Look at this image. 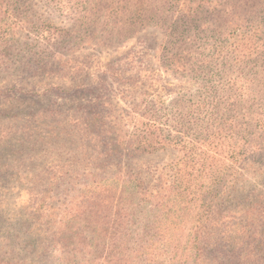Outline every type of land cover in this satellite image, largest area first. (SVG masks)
Masks as SVG:
<instances>
[{"label":"trees","instance_id":"1","mask_svg":"<svg viewBox=\"0 0 264 264\" xmlns=\"http://www.w3.org/2000/svg\"><path fill=\"white\" fill-rule=\"evenodd\" d=\"M253 5L264 13V0ZM142 10L130 2L125 13ZM19 23L31 20L0 19ZM234 79L195 81L175 125L154 97L110 108L104 79L76 115L49 116L40 146L68 157L33 175L42 185L1 192L0 264H264V102ZM164 148L174 156L159 169L149 159ZM67 181L57 205L53 185Z\"/></svg>","mask_w":264,"mask_h":264},{"label":"rangeland","instance_id":"2","mask_svg":"<svg viewBox=\"0 0 264 264\" xmlns=\"http://www.w3.org/2000/svg\"><path fill=\"white\" fill-rule=\"evenodd\" d=\"M202 1L0 0L3 22L31 20L0 24V194L16 185L40 186L33 175L60 169L68 155L49 143L40 146L42 137L52 140L44 131L49 116L62 117L67 109L76 115L81 93L100 79L102 94L112 96L110 108L154 97L162 119L173 125L202 76L235 78L258 108L264 102V13L252 4L263 0H212L216 9H196ZM130 2L143 8L139 15L125 13ZM173 156L164 148L149 161L161 169ZM70 187L72 181L53 185L57 205ZM4 197L12 202L16 196Z\"/></svg>","mask_w":264,"mask_h":264}]
</instances>
